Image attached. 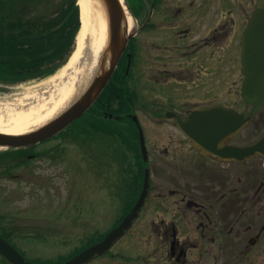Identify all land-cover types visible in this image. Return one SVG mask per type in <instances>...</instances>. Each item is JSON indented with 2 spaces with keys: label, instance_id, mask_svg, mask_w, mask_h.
<instances>
[{
  "label": "flooded vegetation",
  "instance_id": "1",
  "mask_svg": "<svg viewBox=\"0 0 264 264\" xmlns=\"http://www.w3.org/2000/svg\"><path fill=\"white\" fill-rule=\"evenodd\" d=\"M151 7L139 24L143 25L139 33L144 31L147 40L129 39L108 80V97L97 98L83 119L95 121L92 126L100 129L98 139L105 141L100 150L106 154L141 156V127L148 156L142 168L150 170L147 195L124 233L82 264H264V104L258 109L250 105L253 132L248 142L238 139L240 131L222 141L223 146L253 145L252 154L231 156L224 151L219 156L197 148L178 127L179 119L211 103L189 107L185 94L175 96L178 89L184 93L192 85H204L208 76L225 69V44H242L250 16L264 8V0H204V14L212 26L196 49L189 28L163 19L171 6L153 3ZM174 37L182 42H174ZM201 47L210 51L208 57H199ZM171 71L175 74L170 80L178 87L167 96L162 86L170 80L162 81V73ZM182 73L191 81L179 77ZM163 101L177 109L161 114ZM146 116L154 122L173 120L170 124L176 131L155 132L157 138L150 145L143 126ZM54 154L55 148L32 150L27 157L53 158ZM138 166L124 165L125 171L133 173L123 183L122 210L111 214L102 233L92 230L87 246L99 242L130 213L142 190Z\"/></svg>",
  "mask_w": 264,
  "mask_h": 264
},
{
  "label": "rangeland",
  "instance_id": "2",
  "mask_svg": "<svg viewBox=\"0 0 264 264\" xmlns=\"http://www.w3.org/2000/svg\"><path fill=\"white\" fill-rule=\"evenodd\" d=\"M129 1L138 4L137 0ZM175 1L159 0L158 4L170 7ZM186 1L188 2L183 3L182 8L172 7L163 19L166 24H179L189 28L194 43L193 48L196 49L201 44V36L208 33L212 25L204 14V0ZM161 9L165 8L161 7ZM157 13L154 11L153 17ZM142 37H146L144 31L137 35L135 42L140 41L139 38ZM175 41L182 42L177 37H174ZM85 47L86 45H80L77 38L75 39L73 51L77 55L79 53L75 66L73 62L67 64L69 61L67 60L53 74L20 82H0V102L13 101L14 98L23 97L26 93H32L33 97L29 102L24 100L20 103L24 107L42 104L46 98L49 102V94L46 92L52 89L51 85L53 84L54 88L59 84L60 79L80 73L82 64L89 62V59L85 58ZM240 47L241 45L227 41L223 63L225 69L220 74L216 72L215 75L208 76L207 81L205 76L204 85L198 84L193 87L191 84L192 89H184V93L178 89L175 96L185 94L190 101L187 104L189 107L218 103L232 106L244 114H250L251 107L244 101L239 89L242 79L239 72ZM198 52L199 57H208L210 51L201 47ZM208 62L211 64V60ZM176 67L175 65L174 68ZM82 72L85 73V70L83 69ZM174 72L171 71L166 75L162 73V81L172 79L171 74ZM182 76L184 73L179 77L191 81L189 77ZM177 85V82L170 80L163 84L162 87L166 90H162V93L170 95L178 87ZM161 105V114L167 109H177L169 101H163ZM170 122L173 120L163 122L158 119L154 122L145 117L143 126L150 145L157 138L155 132L164 134L176 131ZM252 132L253 121L247 123L240 131L238 139L248 142ZM85 145L86 147L84 144L81 146L70 140V137L67 139L66 135H63L33 148L37 152L55 148L53 158L25 159L17 165L9 158L6 160L4 156L0 159V230L9 234L11 241L28 260L41 262L67 256L73 250L85 245L94 228L102 233L109 227L111 214L120 212L124 189L121 187L120 175L117 171L122 167L121 161L124 158L120 155L116 156L120 164H115L116 162L111 160L112 156L100 152L105 145V141L101 139L93 138ZM95 147H99L97 152ZM3 150L5 149H0L1 152H4ZM95 152L98 155L96 158H94ZM150 158H153V154ZM134 160L135 156L131 155L130 163ZM166 176L169 174L166 173ZM155 178L151 171V181L154 182ZM0 264H3L2 260Z\"/></svg>",
  "mask_w": 264,
  "mask_h": 264
},
{
  "label": "water",
  "instance_id": "3",
  "mask_svg": "<svg viewBox=\"0 0 264 264\" xmlns=\"http://www.w3.org/2000/svg\"><path fill=\"white\" fill-rule=\"evenodd\" d=\"M108 16V42L98 56L96 71L90 77L82 91L56 117L29 133L11 135L0 132V144L19 147L44 140L56 134L75 118L80 116L99 95L108 78L113 72L116 62L126 44L127 39L134 33L129 30L127 20H124V10L119 0H103ZM127 9L130 11L127 2ZM241 72L243 80L241 94L245 101L256 105V109L264 104V8L256 10L249 19L243 32L241 49ZM249 120V116L236 112L230 107L214 105L191 113L187 120H179L180 128L193 140L195 146L202 151L223 155L252 154L255 146L229 147L223 146L222 141L231 134L237 133ZM143 159L147 156L141 133ZM149 170L145 168L143 188L140 196L128 216L112 229L100 242L83 250L66 262L45 264H80L95 253H101L120 236L130 225L132 218L143 203L148 187ZM0 253L12 264H40L24 260L22 255L5 239L0 237Z\"/></svg>",
  "mask_w": 264,
  "mask_h": 264
},
{
  "label": "trees",
  "instance_id": "4",
  "mask_svg": "<svg viewBox=\"0 0 264 264\" xmlns=\"http://www.w3.org/2000/svg\"><path fill=\"white\" fill-rule=\"evenodd\" d=\"M79 26L77 0H0V81L20 82L53 73L71 54ZM108 90L98 100L107 98ZM88 115L65 131L78 143L91 136L90 123L95 121L83 120ZM18 154L24 152L19 149ZM0 234L10 240L6 231L1 229Z\"/></svg>",
  "mask_w": 264,
  "mask_h": 264
},
{
  "label": "bare ground",
  "instance_id": "5",
  "mask_svg": "<svg viewBox=\"0 0 264 264\" xmlns=\"http://www.w3.org/2000/svg\"><path fill=\"white\" fill-rule=\"evenodd\" d=\"M124 10V20H127L128 28L131 29L133 20L124 0H119ZM80 11L81 26L77 34L80 45H86L85 58L87 64H82L81 72L75 76L59 80V84L48 90L49 102L43 100L41 104L24 107L20 103L30 101L32 93H26L23 97L14 98L13 101L0 102V132L19 135L38 129L54 117H56L73 99L82 91L88 83L87 79L94 74L99 54L105 49L108 42V16L106 5L103 0H77ZM73 51L67 64L78 59ZM79 62H77L78 64ZM86 63V62H85ZM66 64V66H67ZM72 65V66H73ZM75 66V65H74ZM83 69L85 73H83ZM88 77L86 78V76ZM86 78V80H84ZM81 85V87H80ZM48 87V86H46ZM80 89L78 90V88ZM35 96V95H34ZM27 103V102H26Z\"/></svg>",
  "mask_w": 264,
  "mask_h": 264
}]
</instances>
